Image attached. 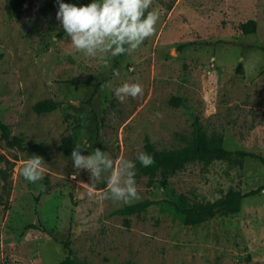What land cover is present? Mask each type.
I'll return each instance as SVG.
<instances>
[{"label":"rangeland","instance_id":"obj_1","mask_svg":"<svg viewBox=\"0 0 264 264\" xmlns=\"http://www.w3.org/2000/svg\"><path fill=\"white\" fill-rule=\"evenodd\" d=\"M152 7L160 13L156 32L103 64L71 44L56 0H0V118L12 136L47 148L46 156L20 152L0 132V156L9 161H0V264H56L67 251L55 237L70 242L81 264H264V190L238 214L194 226L161 205L131 216L129 227L115 214L145 200L189 206L249 192L264 185L259 161L194 162L175 176L159 172L152 185L136 170L139 199L124 203L105 197L109 172L92 177L59 150L70 137L84 155L107 152L115 168L146 139L158 150L187 146L198 119L226 149L264 156V0H153ZM249 20L254 34L239 28ZM125 81L141 83L143 95L121 102L114 89ZM174 97L185 105L172 106ZM43 100L59 106L36 114ZM33 155L46 164L35 183L21 174Z\"/></svg>","mask_w":264,"mask_h":264},{"label":"clouds","instance_id":"obj_2","mask_svg":"<svg viewBox=\"0 0 264 264\" xmlns=\"http://www.w3.org/2000/svg\"><path fill=\"white\" fill-rule=\"evenodd\" d=\"M56 19L63 31L70 37L74 48L85 58L96 59L107 64L109 58L131 55L157 30L159 11L152 7L153 0H89L88 3H71L56 0ZM151 9V10H149ZM119 75L118 72L114 73ZM109 86L111 84L109 83ZM143 85L125 81L115 87L114 95L121 101L126 97L143 95ZM77 144L70 157L77 170H87L90 176L101 178L109 172L108 192L105 197L131 203L139 199L136 184V163L145 168L155 163L153 155L139 152L135 160H121L118 167L107 152L99 148L88 155ZM43 157L33 155L23 162L21 174L25 180L35 183L43 178L45 171ZM75 179V175H73Z\"/></svg>","mask_w":264,"mask_h":264},{"label":"trees","instance_id":"obj_3","mask_svg":"<svg viewBox=\"0 0 264 264\" xmlns=\"http://www.w3.org/2000/svg\"><path fill=\"white\" fill-rule=\"evenodd\" d=\"M257 23L255 20H249L248 22L240 25V30L244 34H254L256 32ZM264 50V49H263ZM242 65H240L238 72H241ZM172 106H184L185 103L179 98H172L170 100ZM59 106V103L54 100H43L37 102L33 106V110L36 114H46L55 111ZM0 132L2 139L13 141L15 147L20 151H32L36 154L46 156L47 148L43 143L29 142L25 144L24 140L20 136H12L10 127L5 124L0 118ZM193 140L184 147H179L172 150H158L153 143L146 139L143 151L153 155L155 163L147 168L141 166L139 162L136 163V170L143 176L149 179V184L155 183L159 172L163 171L169 175L175 176L182 171L188 164L194 162L212 163L218 159H225L233 155L241 156L244 158H252L259 161L264 166V156L247 152V151H230L224 146V138L222 135H209L198 121L194 122ZM77 144L70 137L63 138L59 150L68 158L71 159L70 154L72 149ZM135 160V158L133 159ZM0 161L9 162L4 157L0 156ZM4 178L6 173L1 171ZM163 187L167 186L166 181H160ZM264 190V185L257 189L251 190L246 193L240 191H230L225 196L213 201L205 203H196L193 205L185 206L180 202L172 200L151 201L145 200L142 202L134 203L125 206L115 211L116 215L125 217V224L130 226V217L133 215H139L153 205H161L166 210H169L176 219H178L185 226H194L206 221L212 220L216 217H228L236 215L241 211L243 201L246 198L254 197ZM30 230H44L37 224H31L27 227ZM63 248L67 251L66 257L57 262L56 264H81L78 263L74 257L73 250L69 241L59 240L55 237ZM125 264H135L128 262Z\"/></svg>","mask_w":264,"mask_h":264}]
</instances>
